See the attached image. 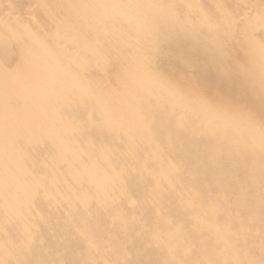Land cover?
Instances as JSON below:
<instances>
[{"label": "bare ground", "instance_id": "bare-ground-1", "mask_svg": "<svg viewBox=\"0 0 264 264\" xmlns=\"http://www.w3.org/2000/svg\"><path fill=\"white\" fill-rule=\"evenodd\" d=\"M0 264H264V0H0Z\"/></svg>", "mask_w": 264, "mask_h": 264}, {"label": "rangeland", "instance_id": "rangeland-1", "mask_svg": "<svg viewBox=\"0 0 264 264\" xmlns=\"http://www.w3.org/2000/svg\"><path fill=\"white\" fill-rule=\"evenodd\" d=\"M241 4H247L249 2V0H235Z\"/></svg>", "mask_w": 264, "mask_h": 264}]
</instances>
